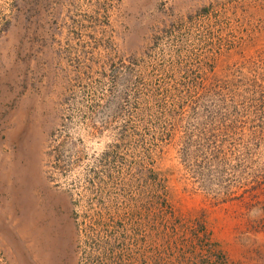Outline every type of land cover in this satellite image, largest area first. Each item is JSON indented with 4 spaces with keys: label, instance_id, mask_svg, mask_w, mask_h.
I'll list each match as a JSON object with an SVG mask.
<instances>
[{
    "label": "rangeland",
    "instance_id": "obj_1",
    "mask_svg": "<svg viewBox=\"0 0 264 264\" xmlns=\"http://www.w3.org/2000/svg\"><path fill=\"white\" fill-rule=\"evenodd\" d=\"M0 264H264V0H0Z\"/></svg>",
    "mask_w": 264,
    "mask_h": 264
}]
</instances>
